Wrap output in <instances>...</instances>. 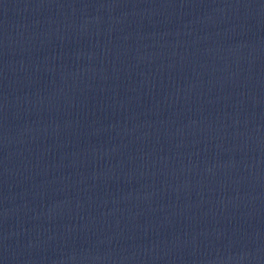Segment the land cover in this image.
Returning <instances> with one entry per match:
<instances>
[{
    "label": "water",
    "instance_id": "water-1",
    "mask_svg": "<svg viewBox=\"0 0 264 264\" xmlns=\"http://www.w3.org/2000/svg\"><path fill=\"white\" fill-rule=\"evenodd\" d=\"M0 264H264V0H0Z\"/></svg>",
    "mask_w": 264,
    "mask_h": 264
}]
</instances>
